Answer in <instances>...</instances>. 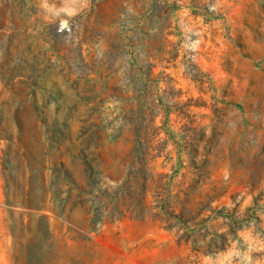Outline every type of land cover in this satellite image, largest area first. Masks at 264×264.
<instances>
[{
	"label": "rangeland",
	"instance_id": "374dc122",
	"mask_svg": "<svg viewBox=\"0 0 264 264\" xmlns=\"http://www.w3.org/2000/svg\"><path fill=\"white\" fill-rule=\"evenodd\" d=\"M0 264H264V0H0Z\"/></svg>",
	"mask_w": 264,
	"mask_h": 264
}]
</instances>
